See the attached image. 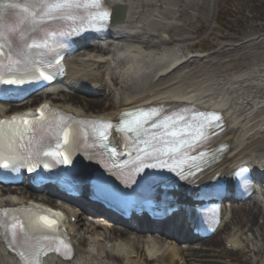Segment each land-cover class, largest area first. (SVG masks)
<instances>
[{
  "label": "bare ground",
  "instance_id": "obj_1",
  "mask_svg": "<svg viewBox=\"0 0 264 264\" xmlns=\"http://www.w3.org/2000/svg\"><path fill=\"white\" fill-rule=\"evenodd\" d=\"M108 3L123 6V20L110 27L102 46L68 57L69 78L37 93L39 104L46 102L75 115L113 120L124 110L157 103L213 107L225 113L227 131L222 140L229 150L202 180L218 172L228 174L243 160L264 163V37L251 32L255 26L250 25L238 37L216 35V44L235 42L221 45L213 53H199L193 50L194 38L186 35L193 27L190 19L200 17L194 0ZM262 29L258 28V33ZM88 87L107 98V105L103 107V102L85 89ZM81 93H89V97L83 98ZM28 107H32L31 102L15 109ZM4 108L0 105L2 114L8 115ZM30 200L56 203L51 206L64 210L68 219L76 218L69 229L75 257L68 262L49 257L46 264H205L212 257L224 256L229 261L222 264H264V190L235 206L236 229L230 226L228 210L224 209L219 229L225 234L224 241L217 232L203 239L205 246L187 242L178 246L149 226L100 222L50 197L38 198L25 186L3 188L0 194V206L25 205ZM178 224L176 219L164 225L184 237L186 231ZM0 264H19L3 247L1 231Z\"/></svg>",
  "mask_w": 264,
  "mask_h": 264
},
{
  "label": "snow or ice",
  "instance_id": "obj_2",
  "mask_svg": "<svg viewBox=\"0 0 264 264\" xmlns=\"http://www.w3.org/2000/svg\"><path fill=\"white\" fill-rule=\"evenodd\" d=\"M104 0H0V57H5L3 49L6 47L4 40L5 34L3 31V22L6 15H12L13 13H20V22L14 28H10L9 31L15 33H22V30L26 25H43L53 23L55 21H64L70 24L67 31V35H80L86 31L96 30L109 22L110 12L102 7ZM87 13V15H83ZM81 21H84L83 23ZM79 25V26H78ZM50 40H46L43 46H49ZM32 48L41 47L39 44H30ZM11 60V57H8ZM6 69V70H5ZM39 72L43 79H48L39 68H29L28 72L14 70V62L5 65L4 61L0 59V86L19 87L31 82L29 73ZM48 111L42 109L40 113L36 115L43 118V113ZM29 116L32 114H28ZM54 115L60 116L59 113ZM128 116L132 117L127 123H124L117 131L124 133L139 132L145 124L147 117L136 116L134 113H128ZM199 123H189L187 128L183 127V121L172 120L164 121L163 124L156 125L157 128L164 129V135L156 138L155 140L149 138L146 143L151 147H145L141 145L139 149H130L129 152L118 153L115 149L108 147L105 155H110L111 160H116L118 155H129L131 152H136L135 165L131 176H143L147 171L168 173L172 175H195L194 166L201 165L202 161L207 156L206 153H202L199 159L196 156L189 155V151L195 152L198 150V146L205 143L210 138V126L218 124L221 121V117L216 114H207L194 118ZM70 118L60 116L59 120L49 121L42 132L39 141L34 138L29 139L30 145L29 151L41 148L45 139L55 140V150H48L43 148L37 152V155L50 156L55 159L63 158V163L66 166H71L70 157L65 155L63 151H60L64 146L70 143L72 136L71 125L69 123ZM29 120L27 117H22L20 120L15 118L12 121H0V167H7L4 163L5 160L14 159L7 155L13 150L15 146V140L12 143H8V134L11 132L13 135L19 134L21 129L19 127L13 128L15 125H22L26 129L22 135L27 136L31 129L28 128ZM222 127V124L220 125ZM104 129H111L112 125H102ZM214 131L215 129H211ZM87 138V137H85ZM143 139V137H141ZM100 144L96 147H105L106 137L104 132L100 133ZM62 141V143H61ZM158 141V142H157ZM223 151V149H221ZM35 171V169H32ZM239 175V174H238ZM56 216L58 214H51ZM0 216L7 217L8 213H0ZM41 223L45 229L52 231L56 228V220L48 219L45 217L40 218ZM0 228L4 229V232L11 236V242L16 245H22L23 248L17 253L22 261V264H40V261L44 256H47L49 252L56 251L57 255H62L64 259H71L70 248L59 240H49L48 237L44 238L43 243L52 245L45 248L42 246V242H32L26 240V233L24 224L19 219H14L8 222L0 220ZM17 232H19L21 239H17ZM59 245V248L55 247ZM60 249H63L61 252Z\"/></svg>",
  "mask_w": 264,
  "mask_h": 264
},
{
  "label": "rangeland",
  "instance_id": "obj_3",
  "mask_svg": "<svg viewBox=\"0 0 264 264\" xmlns=\"http://www.w3.org/2000/svg\"><path fill=\"white\" fill-rule=\"evenodd\" d=\"M198 3L199 19H190L192 22V29L186 35L194 38L193 50L199 53H213L218 50L221 45L226 43H234V40H222L217 43L216 35H228L229 37H238L243 34L244 29H249L250 25L255 26V30L252 33L264 35V0H194ZM210 25H213L212 29H208ZM263 27L262 31L258 33V28ZM205 34V35H203ZM88 97V96H87ZM83 96V98H87ZM95 98L100 99L103 103L102 106H106L108 100L98 95H94ZM31 100H36L35 96ZM38 104L36 100L34 105ZM102 110V109H100ZM237 205V203L235 204ZM228 204L230 209V226L235 228L234 218L232 217V206ZM102 221V220H99ZM103 222V221H102ZM236 229V228H235ZM229 229L227 228L226 231ZM225 234H218V238L224 241ZM199 246H205L207 243L204 241L197 243ZM223 248V243L221 245ZM209 259V258H208ZM219 260V261H214ZM229 261L228 257H212L209 261H205V264H222V262Z\"/></svg>",
  "mask_w": 264,
  "mask_h": 264
}]
</instances>
